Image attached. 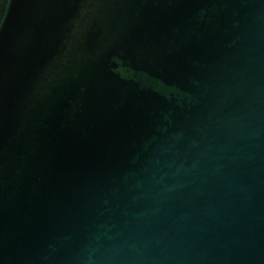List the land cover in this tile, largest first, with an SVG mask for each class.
Instances as JSON below:
<instances>
[{
  "label": "water",
  "instance_id": "95a60500",
  "mask_svg": "<svg viewBox=\"0 0 264 264\" xmlns=\"http://www.w3.org/2000/svg\"><path fill=\"white\" fill-rule=\"evenodd\" d=\"M0 264H264V0H9Z\"/></svg>",
  "mask_w": 264,
  "mask_h": 264
},
{
  "label": "flooded vegetation",
  "instance_id": "af4514ba",
  "mask_svg": "<svg viewBox=\"0 0 264 264\" xmlns=\"http://www.w3.org/2000/svg\"><path fill=\"white\" fill-rule=\"evenodd\" d=\"M8 1L9 0H0V23L4 17L5 12H6Z\"/></svg>",
  "mask_w": 264,
  "mask_h": 264
}]
</instances>
